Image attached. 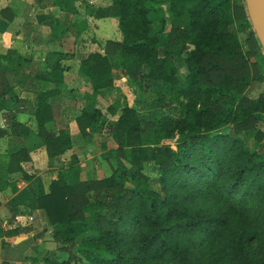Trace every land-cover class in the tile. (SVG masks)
Returning a JSON list of instances; mask_svg holds the SVG:
<instances>
[{
  "label": "trees",
  "instance_id": "trees-1",
  "mask_svg": "<svg viewBox=\"0 0 264 264\" xmlns=\"http://www.w3.org/2000/svg\"><path fill=\"white\" fill-rule=\"evenodd\" d=\"M37 1L65 10L61 0ZM111 2L119 9L116 40L80 64L93 95L132 79L140 92L182 96L184 115L146 119L126 105L110 122L90 99L76 117L79 133L85 138L93 125L109 124L115 167L106 168L103 178H83L74 154L72 165L46 184L25 169L32 161L27 147L1 153L0 205L4 190L18 191L10 177L21 173L31 185L32 210H42L55 240L75 241L76 262L56 258L49 264H264V130L258 128L264 124V92L244 94L264 81V50L246 0ZM163 6L170 15L155 29L153 14ZM0 17L10 24L15 13L4 7ZM242 34L255 60L244 50ZM60 55L49 53L52 69ZM182 57L189 70L183 78L177 62ZM58 92H38L32 109L51 165L75 144L69 126L54 127L52 98ZM23 102L14 93L0 99V109L15 110ZM227 126L235 134L252 133L259 148L252 151L222 132ZM176 134L175 147L166 143ZM7 135L0 126V137Z\"/></svg>",
  "mask_w": 264,
  "mask_h": 264
},
{
  "label": "crops",
  "instance_id": "crops-1",
  "mask_svg": "<svg viewBox=\"0 0 264 264\" xmlns=\"http://www.w3.org/2000/svg\"><path fill=\"white\" fill-rule=\"evenodd\" d=\"M61 1L65 10L54 4L40 6L37 0H0V9L11 7L15 13L10 24L0 17V99L8 98L13 92L34 105L38 92L58 89L52 98L54 123L57 130L69 126L75 141L79 127L75 120L71 121L70 107L84 106L93 98L105 101L112 93L104 90L94 96L80 64L91 53H105L106 42L116 40L114 27L119 22V9L111 0ZM53 51L61 53L56 69L47 60ZM56 105L60 107L59 116ZM35 125L30 111L0 109V126L8 130L7 136L0 137V154L27 147L32 161L24 164L25 169L45 182L49 159ZM17 137H22L23 143ZM78 145L75 141L74 147L65 154H76ZM54 179H57L55 174ZM10 181L16 182L18 191L9 187L1 194L0 264H23L32 248L45 243L46 232L52 228L40 226L46 224L44 214L31 208L30 182L21 173L11 175ZM14 198L16 203H12ZM18 237L23 239L18 241Z\"/></svg>",
  "mask_w": 264,
  "mask_h": 264
},
{
  "label": "rangeland",
  "instance_id": "rangeland-1",
  "mask_svg": "<svg viewBox=\"0 0 264 264\" xmlns=\"http://www.w3.org/2000/svg\"><path fill=\"white\" fill-rule=\"evenodd\" d=\"M169 15L170 12L167 11L165 6L158 10L157 13L153 14L152 18L154 20L155 29L159 28L162 18H168ZM241 37L243 40L244 50L248 54L251 53L252 55L250 44L246 40L247 35L242 34ZM251 55L249 54L248 56L251 57ZM251 59L255 60L256 57L253 56ZM177 62L179 66V76L183 78L189 73L188 67L183 57L178 58ZM257 73L259 74L260 72L256 70V67H254L253 74ZM120 85L121 86H118L117 90H113L112 93H109V97H107L105 101L98 102L96 100L97 107L103 110L104 116L107 117L108 120L110 119V122L116 120L117 116L120 114L121 108L126 105L135 107L140 113V116L146 119H153L160 115H170L174 118H180L184 115L185 109L181 105V102H185V99L177 93L166 92L161 98H158V95L151 90H147L145 92L138 91L136 83L132 79H129V82H124L123 84L120 82ZM263 92L264 81H255L249 87L244 89V94L251 98H256ZM12 95H14L13 92L9 93L8 98ZM84 106L73 105L70 107L69 115H71V121H76L77 115H79ZM109 107H113L118 111L116 116L111 114ZM32 109L33 104L24 101L19 104L15 110L19 112H32ZM56 114L58 116L60 114V107L58 105H56ZM9 116L10 115L8 114V117ZM68 123H70V121H68ZM54 127L56 129L55 123ZM258 128L264 130V124L261 122L258 125ZM90 130L91 136L84 138L79 133L78 137L75 138V141L79 144L76 148V156L83 168V178H103L106 174V168L111 169L116 165L115 157L111 152L112 149L116 147L112 138V127L109 126V124L93 125ZM221 131L239 137L252 151L257 150L260 146L259 142H257L254 135L250 132L235 134L230 126L222 128ZM17 138L23 143L22 137ZM178 138L179 135L176 134L173 138L167 140L166 143L175 147ZM72 163V154L70 153L63 155L62 158H57L54 161V165L49 163L50 169H48L45 173V183L48 184L52 180L54 174L57 175L58 170L67 169L72 165ZM40 226L44 227L48 225L41 223ZM46 235L47 237L45 239V243L39 248H32L23 264H49V261L55 260L56 258L60 260L72 258L74 259V262H76V259L78 260L77 257L74 258V240L61 239L56 241L52 230L49 233L46 232Z\"/></svg>",
  "mask_w": 264,
  "mask_h": 264
},
{
  "label": "water",
  "instance_id": "water-1",
  "mask_svg": "<svg viewBox=\"0 0 264 264\" xmlns=\"http://www.w3.org/2000/svg\"><path fill=\"white\" fill-rule=\"evenodd\" d=\"M248 13L253 24V28L264 50V0H246ZM18 237L17 240H22Z\"/></svg>",
  "mask_w": 264,
  "mask_h": 264
}]
</instances>
